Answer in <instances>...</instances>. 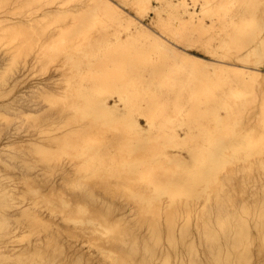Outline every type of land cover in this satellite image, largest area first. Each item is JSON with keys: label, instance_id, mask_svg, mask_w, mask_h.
<instances>
[{"label": "bare ground", "instance_id": "bare-ground-1", "mask_svg": "<svg viewBox=\"0 0 264 264\" xmlns=\"http://www.w3.org/2000/svg\"><path fill=\"white\" fill-rule=\"evenodd\" d=\"M0 264H264V0H0Z\"/></svg>", "mask_w": 264, "mask_h": 264}, {"label": "rangeland", "instance_id": "rangeland-1", "mask_svg": "<svg viewBox=\"0 0 264 264\" xmlns=\"http://www.w3.org/2000/svg\"><path fill=\"white\" fill-rule=\"evenodd\" d=\"M70 3H72V2H70ZM69 5H71V4L68 3L67 6H69ZM73 5H74V3H72L71 6H73ZM54 68H55V67H54ZM58 69H59V71H60L61 68H58ZM58 69H57V70L55 69L57 72L54 71V69H53V70L49 69L48 72L46 71L47 73L45 72L46 74L44 73V74H45L44 76L49 75L50 71H52V72H51V73H53L52 75L57 74V73L59 72ZM54 72H55V73H54Z\"/></svg>", "mask_w": 264, "mask_h": 264}]
</instances>
